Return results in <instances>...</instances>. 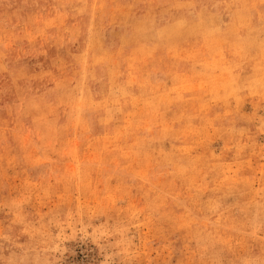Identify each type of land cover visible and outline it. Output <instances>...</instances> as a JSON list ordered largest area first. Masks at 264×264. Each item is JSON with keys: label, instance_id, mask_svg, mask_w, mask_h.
<instances>
[{"label": "rangeland", "instance_id": "rangeland-1", "mask_svg": "<svg viewBox=\"0 0 264 264\" xmlns=\"http://www.w3.org/2000/svg\"><path fill=\"white\" fill-rule=\"evenodd\" d=\"M0 264H264V0H0Z\"/></svg>", "mask_w": 264, "mask_h": 264}]
</instances>
